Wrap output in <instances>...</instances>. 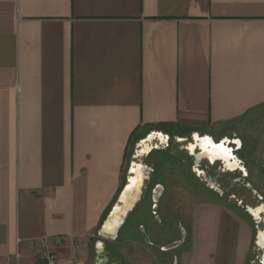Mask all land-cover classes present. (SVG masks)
<instances>
[{"label": "crops", "instance_id": "0c3cea01", "mask_svg": "<svg viewBox=\"0 0 264 264\" xmlns=\"http://www.w3.org/2000/svg\"><path fill=\"white\" fill-rule=\"evenodd\" d=\"M263 105L264 0H0V264H43L42 237L86 264L142 141ZM250 237L196 205L178 264H245Z\"/></svg>", "mask_w": 264, "mask_h": 264}, {"label": "rangeland", "instance_id": "374dc122", "mask_svg": "<svg viewBox=\"0 0 264 264\" xmlns=\"http://www.w3.org/2000/svg\"><path fill=\"white\" fill-rule=\"evenodd\" d=\"M223 134L228 137L226 140H223ZM192 135L194 134L190 132L183 134L184 141H178L175 136L170 135L168 150L160 147L147 157L134 159L142 161L151 170V180L144 181V187L147 188L142 189L141 201L130 212L119 231L116 240L119 254L132 264H155L154 257H161L164 264H172L174 257L179 261L180 253L189 249L190 237L181 246L160 254L157 246L143 242L137 227L143 224L153 240L168 243L178 238V225L185 231L190 230L196 205L215 200L238 213L249 229L251 242L247 264H264V238H261L264 229L259 222L260 217L254 211L261 207L264 212V105L246 115L233 127L216 136L210 135L215 142L230 149L231 163L239 161V166L230 168L232 171H219L224 166L222 161L227 164L224 159L208 166L204 160L193 164L192 159L180 149L191 140ZM205 176L213 182L211 186L204 182ZM234 177H239V180L234 181ZM155 184H160L163 188L156 210L149 196ZM94 242L106 245L111 241L95 233L93 243L88 248L86 264L95 263Z\"/></svg>", "mask_w": 264, "mask_h": 264}, {"label": "flooded vegetation", "instance_id": "af4514ba", "mask_svg": "<svg viewBox=\"0 0 264 264\" xmlns=\"http://www.w3.org/2000/svg\"><path fill=\"white\" fill-rule=\"evenodd\" d=\"M176 138L178 141L185 140V138L182 136H178ZM225 138L227 139L228 137L223 136V140H226ZM169 141H170V136L165 137L161 134L150 135L145 141L141 142L140 147L137 149V157H147L148 155L151 154L153 150L160 149V147H163V148L166 147V149L168 150L170 147ZM180 149L184 151L187 157H190L192 159L193 164L194 163L199 164L201 161L204 160L208 166V165H213L217 160L224 159L227 162V164H225V162L222 161L224 166L220 167L219 169L220 172H229L233 170V169H230L231 167L239 166L238 160H235L234 163L230 162V160L232 159L230 149L228 150V148L224 147L223 144H219L215 142L211 137H208L206 134H200L198 137L195 134L192 135L191 140L188 141L186 144H184V146L180 147ZM147 175H148V169L146 166L143 165L142 161H135L132 163L130 167V175L128 176V182L126 183V184H129L130 186V191L127 196L128 204L135 205L134 207L131 206L130 208L132 209L131 212L136 207V205L141 201L140 197L143 196L142 189L144 190V183H145L144 181L150 182L151 180V173L149 175L150 177L148 180L145 179ZM233 180L238 181L239 177H234ZM204 182L208 183L207 186H211L213 184L211 179L210 178L208 179L207 177L204 180ZM156 185L157 184L153 186L154 188H152L149 194L151 200H152L153 190H155L154 195H156V193L159 190H162L160 186L156 188ZM215 191L217 190L215 189ZM217 192L219 193V191ZM118 205H121V204L119 203ZM254 211H255V215L260 217L259 222L262 223V226L264 229V212L261 211V207L255 208ZM121 214L122 213H120L117 217H114L112 221L106 225L105 230H103L107 236L113 237L115 236V234H117V237L114 240H109L111 242L106 243V245L104 243L98 244L97 242H94V250H95L94 252L95 253V257H94L95 263L94 264H132L130 260H124L118 252V247H117L118 243L116 242V240L119 236V231L121 227L126 223V219L128 218L130 213L127 215V218L125 219L123 225L120 227L119 230L117 229L118 230L117 231L115 230V227L118 225L119 221L122 218ZM139 225L140 226L137 227V229L140 232L139 235L141 239L143 240V242L150 246H157L160 254H163L166 251H169L171 249L181 246L190 237V230L185 231L181 225H178L177 226V232H178L177 239H174L168 243H159L153 240L147 227H144L143 224H139ZM144 234L147 236V238L145 237ZM261 238H264V232L261 234ZM179 241L181 242L178 246L176 247L171 246L173 243H176ZM162 260L163 259L161 257H156V258L154 257L153 259V261H156L155 264H164ZM177 262H178L177 258L174 257L172 264H177Z\"/></svg>", "mask_w": 264, "mask_h": 264}, {"label": "bare ground", "instance_id": "6f19581e", "mask_svg": "<svg viewBox=\"0 0 264 264\" xmlns=\"http://www.w3.org/2000/svg\"><path fill=\"white\" fill-rule=\"evenodd\" d=\"M121 193L119 195V201L121 205H118L119 203L115 204L113 207V210L109 216V218L104 222L103 227H102V231L105 230V227L107 224H109L112 219L114 217H117L120 213L122 218L124 219L125 215L127 214V212L130 210L131 206L134 205H130L128 204V200H127V196L129 194L130 191V186L129 184H126L124 188L121 189ZM161 190H159L156 195H154V198L157 199V197L160 195ZM135 204V203H134ZM121 218V220L119 221L118 225L115 227V230L118 229V227L120 226L121 222L123 221V219ZM109 221V222H108ZM104 232V231H103Z\"/></svg>", "mask_w": 264, "mask_h": 264}, {"label": "water", "instance_id": "95a60500", "mask_svg": "<svg viewBox=\"0 0 264 264\" xmlns=\"http://www.w3.org/2000/svg\"><path fill=\"white\" fill-rule=\"evenodd\" d=\"M150 169H148V175L145 177V179H149V174H150ZM129 175H130V170H129ZM128 182V178H127V180H126V183ZM125 183V184H126ZM161 187L162 188V186L160 185V184H157L156 185V188H158V187ZM124 187H125V185H124ZM123 187V188H124ZM144 188H146V187H144ZM155 188V189H156ZM162 190H163V188H162ZM161 190V191H162ZM143 191V190H142ZM154 192H155V190H153V194H152V202L154 203V209L156 210L157 209V203H158V199H159V197H160V195H161V193H160V195L157 197V199H155L154 198ZM120 193L121 192H119V194H118V196H117V198H116V202L113 204V206L111 207V209H110V211H109V213L107 214V216H106V218L104 219V221L101 223V225H100V227H99V229H98V231H97V235L98 236H100V237H102V238H106V239H108V240H114L116 237H117V234H115V236H113V237H111V236H107L103 231H102V227H103V224H104V222L109 218V216H110V214H111V212H112V210H113V207H114V205L115 204H117V203H120V201H119V195H120ZM141 198V197H140ZM140 198H139V200H140ZM138 200V201H139ZM135 206V205H134ZM133 206V207H134ZM132 207V208H133ZM131 210L132 209H130L129 211H128V213L125 215V217H124V219H123V221L121 222V224H120V226L118 227V230L120 229V227L123 225V223H124V221H125V219L127 218V215L131 212ZM117 230V231H118ZM145 235V234H144ZM145 237L147 238V236L145 235ZM180 242L181 241H179V242H176V243H173L171 246L172 247H176V246H178L179 244H180Z\"/></svg>", "mask_w": 264, "mask_h": 264}, {"label": "built area", "instance_id": "2783aa9c", "mask_svg": "<svg viewBox=\"0 0 264 264\" xmlns=\"http://www.w3.org/2000/svg\"><path fill=\"white\" fill-rule=\"evenodd\" d=\"M38 245L40 248V256L43 260V264H58V256L49 245L46 237L40 238L38 240Z\"/></svg>", "mask_w": 264, "mask_h": 264}, {"label": "trees", "instance_id": "16d2710c", "mask_svg": "<svg viewBox=\"0 0 264 264\" xmlns=\"http://www.w3.org/2000/svg\"><path fill=\"white\" fill-rule=\"evenodd\" d=\"M248 258H249V253H248V255H247L246 259H245V264H247V262L249 260Z\"/></svg>", "mask_w": 264, "mask_h": 264}]
</instances>
